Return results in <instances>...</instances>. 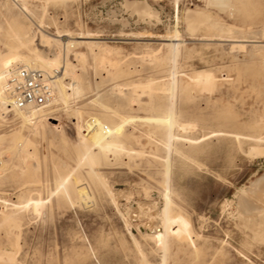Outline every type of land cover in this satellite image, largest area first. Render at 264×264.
I'll list each match as a JSON object with an SVG mask.
<instances>
[{
	"label": "rangeland",
	"instance_id": "1",
	"mask_svg": "<svg viewBox=\"0 0 264 264\" xmlns=\"http://www.w3.org/2000/svg\"><path fill=\"white\" fill-rule=\"evenodd\" d=\"M193 10L208 12L212 33L190 34L185 16ZM12 17L52 60L60 49L65 58L69 39L90 34L117 64L75 45L67 60L77 92L66 104L40 123L15 112L0 119V211L6 202L13 217L9 225L0 213V252L16 254L13 264H264V213L243 215L239 202L264 177V0H0L6 65L30 55L9 39ZM41 30L60 41L42 44ZM169 38L180 39L177 54ZM100 139L122 142L126 154L99 153ZM77 184L87 203L65 191ZM166 187L164 251L138 226L159 208L162 227ZM136 207L142 223L131 221Z\"/></svg>",
	"mask_w": 264,
	"mask_h": 264
},
{
	"label": "bare ground",
	"instance_id": "2",
	"mask_svg": "<svg viewBox=\"0 0 264 264\" xmlns=\"http://www.w3.org/2000/svg\"><path fill=\"white\" fill-rule=\"evenodd\" d=\"M5 1V0H4ZM176 1V0H175ZM239 1V0H238ZM256 1V0H255ZM7 2V1H6ZM232 2V0H231ZM254 2V1H253ZM16 4V3H15ZM179 5V3H177ZM251 4V3H250ZM17 5V4H16ZM238 5V4H237ZM240 5V4H239ZM244 5V4H243ZM261 5V4H260ZM4 6V5H3ZM135 6V5H133ZM145 6V5H144ZM147 6V5H146ZM139 7V6H138ZM251 7V6H250ZM20 8V7H19ZM241 8V7H240ZM261 8V7H260ZM6 9L8 10V12H11V6L9 7V5H6ZM22 9V8H21ZM24 9V8H23ZM198 9V8H197ZM234 9V8H233ZM251 9V8H250ZM142 10V14L143 15H152V12L150 11V9L148 7H144L141 9ZM154 10V9H153ZM195 10V9H194ZM193 12H189L185 17L186 20L188 21L189 24V28L188 31L190 32L191 35H196L202 32L205 33H212L211 27L214 26L211 21H209V17L210 15H208V12H200V11H194ZM202 11V10H201ZM247 11V10H246ZM254 11V10H253ZM25 12V11H24ZM139 12V11H138ZM156 12V11H155ZM188 12V11H187ZM186 13V12H185ZM257 13V12H256ZM156 14V13H155ZM154 14V15H155ZM246 14V13H244ZM9 17V16H8ZM13 18V17H12ZM28 18V17H27ZM11 19V18H10ZM251 19V18H250ZM79 20V19H78ZM212 24V25H211ZM217 23H215L216 26ZM219 24V23H218ZM10 25L12 27H14L13 30V34L10 35L9 39L11 41H15L17 43V49L16 52L19 51L20 49H26L28 51V53H30V55L24 57L21 60H17L15 62H12L9 65H6L5 62L0 59V119H5L6 115L10 114L11 112H15L17 113L20 118L24 121V123H34V122H39L40 119L45 118L48 116L47 111L50 110L51 108H53V106H56L58 104H66V102L68 101V98L70 95V93L68 94V92L72 91V93H76L77 90L74 87L76 85V77L74 75H72V70L75 68V66L67 60V56L68 53L71 52V48L75 47V45H83L85 44L86 46H88V49L90 50V57H94V59L96 58L99 59L101 62L100 63H104V64H108L111 66L117 64V62H114L113 60H111L109 58V55L112 54V50H110L111 48L108 49V47H104L101 46L100 42H95L96 40H98V38H96L94 35H86V36H80V37H76V38H71L69 39L68 42H66L64 45V50H65V58L63 57V54L61 49H60V54H58V57L54 60L48 58V56H44L41 54V52L34 47V42L35 39L30 38V32L24 27V25L22 23H20L17 19H14L10 22ZM43 25V24H42ZM80 26V25H79ZM86 27V26H85ZM224 27V26H223ZM41 28V27H40ZM216 27H213V29ZM225 28V27H224ZM11 29V28H10ZM39 29V28H38ZM83 30V29H82ZM218 31L220 29H217ZM216 30V31H217ZM1 31V30H0ZM89 31V29H88ZM263 32V31H262ZM40 42L42 44H52L54 42H59L60 40H58L59 37L54 36V35H49L48 33H46L45 31L41 30L40 32ZM35 34V33H34ZM54 34V33H53ZM264 36V32L262 33ZM208 35V34H207ZM261 35V34H260ZM65 36V35H64ZM210 36V35H209ZM257 36V35H256ZM262 36V35H261ZM254 37V36H253ZM61 38V37H60ZM59 38V39H60ZM63 38V37H62ZM216 38V37H215ZM247 38V37H245ZM248 38H252V37H248ZM255 38V37H254ZM262 38V37H261ZM104 39V38H103ZM62 40V39H61ZM165 41L172 42L170 45L173 46V49L175 50V54H177L180 50V46H181V41L180 39H164ZM263 40V38H262ZM260 41V40H259ZM106 42V41H105ZM186 42V41H185ZM203 42V41H202ZM264 42V40H263ZM40 43V44H41ZM64 43V42H63ZM174 43V45H173ZM41 44V45H42ZM106 45V43H105ZM109 45V44H108ZM260 45V44H258ZM44 46V45H43ZM12 47V46H11ZM112 47V46H111ZM241 47V46H240ZM245 47V46H244ZM93 48H97L99 49L98 53H95ZM171 48V46H170ZM114 49V48H113ZM172 51V50H171ZM119 52V51H117ZM75 56V55H72ZM133 56V55H132ZM78 59V62H84L85 59L87 58V55L85 54H76L75 59ZM73 60V59H71ZM148 61V60H147ZM174 62V59H173ZM172 62V64L174 65V63ZM100 66V65H99ZM28 68V69H36V70H40L42 72H45L46 74H50V75H54V90H55V97L54 100L52 102V104L50 105L49 108L44 109V110H32L29 112H22V111H14L10 108L11 106V101L9 99L8 94L6 93V81L9 77V75L11 74V72L13 70H15L16 68ZM173 69V68H172ZM71 72V73H70ZM110 73V72H109ZM113 73V72H112ZM121 73V72H120ZM173 75V73H172ZM110 76V74L108 75ZM71 77V78H70ZM111 77V76H110ZM172 77V76H171ZM199 77V73H195L193 75V77H191V80L193 81L194 79L196 80ZM66 78H70L72 84L69 85V83L65 84V79ZM218 80V79H217ZM228 80V79H227ZM194 82V81H193ZM213 82L216 85V78H214ZM127 85V84H126ZM173 85V84H172ZM146 86V85H145ZM144 86V88H145ZM142 87V86H141ZM119 88V87H118ZM144 88L142 90H144ZM208 89L213 88V87H207ZM140 89V90H141ZM148 89V88H147ZM139 90V89H138ZM137 90V91H138ZM122 91V90H121ZM136 91V92H137ZM149 91V90H148ZM138 93V92H137ZM172 95V94H171ZM97 98V97H96ZM98 100V99H97ZM171 112V111H170ZM171 114V113H170ZM172 115V114H171ZM49 120H54L56 121L55 118H49ZM57 122V121H56ZM164 123H168L170 130H169V136H168V140L166 141V146L168 147V149L170 150V147L172 145V142L174 140H176L175 135H173L172 133V129L174 127V118L173 117H169L167 119L163 120ZM40 123V122H39ZM23 124V123H21ZM23 126V125H21ZM32 126V125H31ZM56 126L57 125H53ZM182 128V127H180ZM183 129V128H182ZM180 129V130H182ZM185 129V128H184ZM188 129V128H186ZM35 130V129H34ZM113 131V130H112ZM16 132V131H15ZM19 135V134H18ZM109 135V134H108ZM244 135V134H243ZM264 135V134H263ZM262 135V136H263ZM235 136V135H234ZM1 137V136H0ZM21 135L19 136L20 139ZM147 137V136H146ZM238 137V136H237ZM17 138V137H16ZM15 138V139H16ZM22 138V137H21ZM19 139H16V141L14 143L19 142ZM18 140V141H17ZM22 140V139H21ZM20 140V141H21ZM148 140V139H147ZM153 140V139H152ZM151 140V141H152ZM238 140V139H237ZM150 142V141H149ZM163 142V141H161ZM264 142V141H262ZM22 143H24V141H22ZM164 143V142H163ZM174 143V142H173ZM257 143V142H255ZM179 144V142H178ZM198 144V143H197ZM28 145V144H27ZM196 145V144H194ZM253 145V144H252ZM16 147H18V145H15ZM23 146V144H22ZM96 146V145H95ZM148 146V143H147ZM152 146V145H151ZM231 146V145H230ZM13 147V146H12ZM174 147V145H173ZM254 147V145H253ZM15 148V147H14ZM96 148L99 150L100 152H103L104 155H106L107 153H113V154H120V153H124L127 151L126 150V146L120 142V141H109V140H105V139H100V141L97 143ZM90 150L91 152H94L95 149ZM151 148V147H150ZM149 148V150H150ZM251 148V147H250ZM249 148V149H250ZM17 149V148H16ZM172 149V148H171ZM252 149V148H251ZM126 150V151H125ZM130 150V149H129ZM128 150V151H129ZM255 151H253V153L256 155L259 154V148L253 149ZM264 149H262L263 151ZM125 151V152H124ZM131 151V150H130ZM110 152V153H109ZM134 153L137 154V152L133 151ZM98 155V152H95ZM132 153V152H130ZM132 153V154H134ZM179 153V152H178ZM252 153V154H253ZM263 153V152H262ZM131 154V155H132ZM139 154V153H138ZM142 154V153H141ZM144 155V154H143ZM251 155V154H250ZM253 155V156H255ZM261 155V154H260ZM168 156V155H167ZM252 156V155H251ZM262 157V156H261ZM168 158V157H167ZM264 158V156H263ZM24 159V158H23ZM22 159V160H23ZM86 160V159H85ZM171 160V159H170ZM169 161V158H168ZM153 162V161H152ZM169 163V162H168ZM167 167L169 166L166 165ZM172 166V165H171ZM168 168H166L167 170ZM172 170V169H171ZM168 173V172H167ZM166 173V178L169 179V174ZM96 175V174H95ZM69 178V177H68ZM166 179V182H168ZM103 180V179H102ZM105 181V179H104ZM61 182V181H60ZM63 182V180H62ZM81 183V181H80ZM168 184V183H167ZM64 185V184H63ZM107 185V184H106ZM60 186V185H59ZM62 186V185H61ZM167 186V185H166ZM61 188V187H60ZM167 189L164 192V198H165V207L162 211V215H163V219H162V227H161V221L159 216L161 215V209H157L156 211L153 212V217L154 219L151 220L149 217H146L147 219L149 218L150 220L142 223L144 219H142V217L140 218V210L139 207H136L135 209H133V211H131V221L133 222H140L142 223V226H138V228L141 230L142 235H144L146 238H148L149 240L158 243L160 245L161 248L165 249L168 247V239H169V233H170V229H171V211H170V188L166 187ZM62 189V188H61ZM108 190V188H107ZM65 191H68L74 195H77L79 198H81L82 200L84 199L85 202L87 203V199L90 197L89 194H87L86 192V188H83L82 185H76L73 188L70 187H65ZM110 192V190H109ZM66 194V193H65ZM132 195V194H131ZM112 196H116L115 194H113ZM111 196V197H112ZM124 197V196H123ZM50 198V197H49ZM91 198V197H90ZM24 200V199H23ZM83 200V201H84ZM26 201V200H25ZM239 202H240V210L241 213L243 215H248V217H253L256 215H260L262 213H264V177H262L261 179L257 180L256 182H254L249 189L246 190V194H243L241 196H239ZM259 202L261 204V206L256 205V203ZM2 203V201H1ZM30 204V203H29ZM1 205V204H0ZM34 205L36 206V209L41 207L43 205L42 201H39V199L34 202ZM149 205V204H148ZM20 206V205H19ZM26 206V205H25ZM144 206V205H143ZM1 207V206H0ZM9 204H7L6 202L3 205V209H1L0 213L4 216V221L6 222V220L8 219V216H11L8 214L9 211ZM13 207L15 208L16 205H13ZM28 207V205L26 206ZM27 209V208H26ZM15 215V214H14ZM13 215V216H14ZM1 216V215H0ZM2 216V218H3ZM13 217H10L9 220V225L10 222L11 224L13 223ZM12 219V221H11ZM37 219V218H36ZM17 221V219H16ZM15 222V221H14ZM18 223V222H17ZM7 224V223H6ZM16 224V223H15ZM17 225V224H16ZM19 225V224H18ZM20 226V225H19ZM14 229L17 228L16 226L13 227ZM18 229V228H17ZM20 229V228H19ZM147 239V240H148ZM163 251V252H164ZM164 256V254H163ZM164 258V257H163ZM16 261V254L12 253V252H8V251H2L0 252V262L4 263V264H13ZM164 262V261H163ZM166 262V261H165ZM167 264V263H165Z\"/></svg>",
	"mask_w": 264,
	"mask_h": 264
},
{
	"label": "built area",
	"instance_id": "3",
	"mask_svg": "<svg viewBox=\"0 0 264 264\" xmlns=\"http://www.w3.org/2000/svg\"><path fill=\"white\" fill-rule=\"evenodd\" d=\"M54 75L40 70L16 68L6 81V93L14 111L29 112L50 107L55 97Z\"/></svg>",
	"mask_w": 264,
	"mask_h": 264
}]
</instances>
